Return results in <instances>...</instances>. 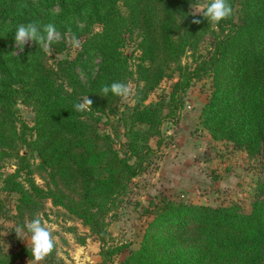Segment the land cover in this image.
Segmentation results:
<instances>
[{
    "label": "trees",
    "instance_id": "trees-1",
    "mask_svg": "<svg viewBox=\"0 0 264 264\" xmlns=\"http://www.w3.org/2000/svg\"><path fill=\"white\" fill-rule=\"evenodd\" d=\"M202 1L0 0V194H19L21 226L26 218L47 216L49 202L105 244V217L154 152L141 138L158 135L163 122L179 114L192 82L206 75H213L214 83L202 122L211 136L249 155H264V0H229L232 14L218 24L193 15L190 5ZM29 22L41 30L49 23L57 27L61 40L49 47L52 55L37 42L15 54L10 39L17 25ZM134 33L139 55L130 61L123 47ZM208 34L213 48L203 55L198 50ZM67 37L80 49L74 58H58L70 48ZM186 51L193 66L181 65ZM91 52L100 60L83 82L77 66ZM227 62L234 64L231 69ZM175 72L179 79L168 101L143 105L149 92ZM128 80L135 84L134 103L117 118L120 97H105L101 88ZM85 97L91 106L76 111L74 105ZM19 102L33 109L32 125L22 120ZM121 122L129 127L120 151L114 143ZM9 165L14 169L6 173ZM163 223L168 225L160 232ZM123 249H103L106 261L100 264ZM24 256L32 258L25 247L18 252L0 247V264H16ZM120 264H264V198L255 197L249 213L237 205L170 204Z\"/></svg>",
    "mask_w": 264,
    "mask_h": 264
},
{
    "label": "rangeland",
    "instance_id": "rangeland-1",
    "mask_svg": "<svg viewBox=\"0 0 264 264\" xmlns=\"http://www.w3.org/2000/svg\"><path fill=\"white\" fill-rule=\"evenodd\" d=\"M204 0L192 3L193 7L203 10L207 5ZM239 6L235 7L237 18ZM127 42L123 47L125 54L130 55L133 61L139 55L136 49L138 36L136 33L127 35ZM13 50L18 53L14 37L11 39ZM61 40V38H60ZM69 50L59 54L58 58L68 55L76 57L80 49L74 46L73 40L66 38ZM213 37L208 34L200 42L199 50L203 55H208L213 48ZM27 44L25 47H27ZM52 55L51 48L45 49ZM99 55L89 53L84 55L77 66L79 79L86 81L88 75H93L98 67ZM181 65L193 66L191 51L181 57ZM237 63L234 62V64ZM228 64V62L226 63ZM233 63L228 64L231 69ZM179 79V73L172 77L164 78L149 94L143 105L150 106L160 99L168 101L172 85ZM131 87V94L127 99L120 97V109L117 118L125 112V106L134 103L135 84L127 81ZM214 78L206 75L199 80H194L187 91L184 103L179 114L163 122L160 133L146 140L154 152L151 153L143 171L134 177L127 187L126 193L114 204L105 217L106 243H101L86 226L75 219L64 217L62 209L53 207L49 202L45 205L47 216L38 215L45 227L49 228L54 238V249L41 261H36L33 256H24L16 264H100L106 261L102 250L109 246H122V252L112 256L107 264H120L130 252L140 247L149 226L155 222L156 217L163 210L169 209L170 204L205 205L212 207L237 205L240 210L249 213L255 197L264 198V155H249L245 148L238 147L225 139H216L202 122V111L212 96ZM19 113L29 125L35 118L33 109L23 103H18ZM168 108L163 110L167 113ZM127 124L121 122L118 126L119 142L114 147L121 151L122 143L127 140L124 133L128 131ZM139 130L145 127L140 125ZM99 131L105 133V128L99 125ZM115 135V134H113ZM102 161L95 159V164ZM14 166L9 165L5 172H12ZM35 180L42 185V179L36 175ZM19 194L4 191L0 194L3 204L0 213V247L5 252H18L25 247L32 253L30 234L17 231L21 226L16 217V205ZM30 221L26 218L25 223ZM167 223L159 229L162 232ZM69 228H73L70 231ZM83 242H79V239Z\"/></svg>",
    "mask_w": 264,
    "mask_h": 264
},
{
    "label": "clouds",
    "instance_id": "clouds-1",
    "mask_svg": "<svg viewBox=\"0 0 264 264\" xmlns=\"http://www.w3.org/2000/svg\"><path fill=\"white\" fill-rule=\"evenodd\" d=\"M193 15H201L207 22L219 23L232 14V7L229 0H209L206 7L201 10L200 7H193ZM193 23H201L200 19H194ZM15 46L20 53H23L27 44L37 42L45 49H48L53 43L61 38V33L57 27L49 23L41 26L36 22L19 24L14 32ZM74 46H79L78 41L73 40ZM17 55V53L15 52ZM101 92L106 97L111 94L116 97L127 99L131 94V87L120 82H112L101 88ZM92 101L85 97L77 102L74 107L76 111H85L91 106ZM17 231H25L30 234V243L32 246V256L36 261H41L54 249V238L49 228L45 227L40 218H33L20 226Z\"/></svg>",
    "mask_w": 264,
    "mask_h": 264
}]
</instances>
